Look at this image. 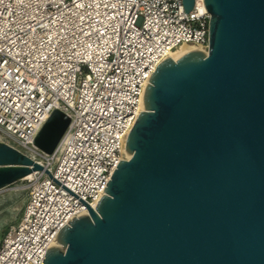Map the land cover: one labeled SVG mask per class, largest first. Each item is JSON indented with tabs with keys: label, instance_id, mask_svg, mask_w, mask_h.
I'll use <instances>...</instances> for the list:
<instances>
[{
	"label": "water",
	"instance_id": "obj_1",
	"mask_svg": "<svg viewBox=\"0 0 264 264\" xmlns=\"http://www.w3.org/2000/svg\"><path fill=\"white\" fill-rule=\"evenodd\" d=\"M184 12L193 0H181ZM208 50L150 72L143 107L95 208L0 140V189L44 170L88 210L41 264H264V0H204ZM69 117L33 143L51 153Z\"/></svg>",
	"mask_w": 264,
	"mask_h": 264
},
{
	"label": "built area",
	"instance_id": "obj_2",
	"mask_svg": "<svg viewBox=\"0 0 264 264\" xmlns=\"http://www.w3.org/2000/svg\"><path fill=\"white\" fill-rule=\"evenodd\" d=\"M204 0H0V140L95 208L119 160L150 72L180 45L208 50ZM53 109L69 117L51 153L34 137ZM0 264H41L55 234L88 214L35 170Z\"/></svg>",
	"mask_w": 264,
	"mask_h": 264
},
{
	"label": "rangeland",
	"instance_id": "obj_3",
	"mask_svg": "<svg viewBox=\"0 0 264 264\" xmlns=\"http://www.w3.org/2000/svg\"><path fill=\"white\" fill-rule=\"evenodd\" d=\"M27 192V180H18L0 189V240L9 226L20 217Z\"/></svg>",
	"mask_w": 264,
	"mask_h": 264
},
{
	"label": "bare ground",
	"instance_id": "obj_4",
	"mask_svg": "<svg viewBox=\"0 0 264 264\" xmlns=\"http://www.w3.org/2000/svg\"><path fill=\"white\" fill-rule=\"evenodd\" d=\"M188 48H192V49H200L198 47H193V46H190V45H180L179 47H177L175 50H172L169 52L168 56L171 57V58H175L180 52H182L183 50L185 49H188ZM202 50V49H201ZM204 52H207V51H204ZM175 60V59H174ZM144 110V107H143V96H142V99L139 103V106H138V114L140 113V111ZM130 153L126 152L125 151V147H124V150H123V159H128L130 157ZM35 171V170H34ZM33 172V171H32ZM32 172L27 174L26 176H24L23 178H27V177H30L32 175ZM53 245L54 246H59V243L55 240L53 242Z\"/></svg>",
	"mask_w": 264,
	"mask_h": 264
}]
</instances>
